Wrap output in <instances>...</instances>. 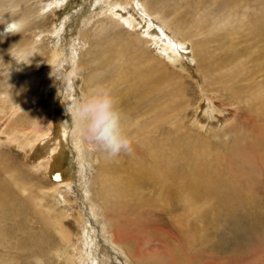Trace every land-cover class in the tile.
Returning a JSON list of instances; mask_svg holds the SVG:
<instances>
[{
  "label": "rangeland",
  "instance_id": "374dc122",
  "mask_svg": "<svg viewBox=\"0 0 264 264\" xmlns=\"http://www.w3.org/2000/svg\"><path fill=\"white\" fill-rule=\"evenodd\" d=\"M27 1V8L35 11L27 36L31 40V47L23 53L8 49L0 54V103L6 102L1 93L12 74L32 67L34 71L31 76L35 83L30 88L31 96L18 111L24 114H19L16 122L25 127L30 125L29 121L38 117L37 108L44 97L48 100L43 102L51 112V120L48 123L39 122L43 127L30 128L24 141H19L14 130H7L0 142V264H33L35 257L41 258L44 264H70L64 256L55 255L54 252L64 247H68L69 253L72 251L71 232L76 234L78 230L75 220L82 222V238L86 244L80 250L90 264H264V145L260 143L264 142V136H258L260 129L264 131V0H148L153 12L160 13L175 24L173 29L177 31L178 40L184 38L188 41L184 43L183 50L192 61L187 62L190 65L181 67H174L170 63L167 65L164 61L166 56L160 52L161 58L155 55L156 51H160L157 40L134 43L133 38L138 32L133 23L135 21L127 11H124V15L130 21L115 16V12L110 14L107 6L104 7L109 0H66L60 4H56V0ZM48 3L55 5L47 6L40 13L39 9ZM124 7L130 11L129 7ZM102 8L106 9L101 11ZM7 17V13L0 12V23ZM201 20L213 24L196 34L194 28L201 26ZM182 22L185 24L182 25ZM86 28L87 36L80 39L77 36L79 29ZM113 40L126 45L124 48L129 51L128 58L144 53V65L152 64L150 67L154 76L166 69L172 72L170 80L158 87L163 99L158 100V109L157 105L147 103L149 96L156 99L154 85L157 82L136 83L138 78H148L143 63L134 68L126 67L129 76L135 77L136 89L129 90V85L124 86L125 82L119 81L121 86L111 94L116 105L127 107L128 110L122 115L129 118L125 124L129 130L137 129L135 124H131L132 120H139L138 123L142 124L158 116L157 120L173 122L171 126L166 124V131L160 132L159 128L153 130L150 125L149 131L141 134L143 139L148 138L143 159L146 163H150V160L156 172L165 176L159 180V185L163 186L158 187L157 181L156 187L155 177H147L138 193L143 195L140 199L142 207L134 205L135 212V207L132 205L130 208L128 203L124 210L116 212L118 215L112 214L114 211H110L106 204L100 206L98 193H101L103 184L99 179L105 175L113 183L122 185L124 182H120L118 172L108 175L105 169H98L99 160L93 159V156L99 158L101 151L94 145L88 148L83 141L80 142L79 156H76L73 140H78L79 136L73 129L65 105L97 86V83L104 87L108 85L106 83L109 81L104 80L116 72L117 67L114 62L116 69L111 67H114L112 62L109 65L101 64L104 57L99 53L104 49L110 50V53L117 52L118 48H110ZM82 45L84 49L80 48L79 52L75 50ZM54 49L63 50V58L55 74V77L58 76L54 77L56 82L53 80L52 83L45 65ZM63 65L65 67L60 73ZM78 66L79 69L76 68ZM93 69L96 72L91 73ZM233 73L238 75L232 76ZM68 77L72 81V88L64 84ZM97 77L102 82L95 80ZM132 91H136L133 96L130 94ZM201 91L207 94L202 96ZM140 94H144L141 101ZM206 95L207 98L212 95L214 101H210V105L214 110L207 107L204 113L206 117L199 119ZM117 96L122 99L119 100ZM231 98L233 101H230ZM166 107L169 110L173 108L170 115H162L168 111ZM216 113H219L218 117ZM5 115L0 111L3 117L1 122L5 120ZM42 129L47 130L44 137L33 133ZM62 129L67 132L63 134ZM138 138L139 134L131 138L135 152H122L116 157L120 159L119 162L125 164L133 157H140L138 151L144 145ZM24 142H28V145ZM251 142H255L254 148L258 152L245 157V152L252 148L249 145ZM49 157L52 162L47 163ZM54 159L56 162H53ZM159 166L166 167L161 172ZM180 167L184 168L183 172ZM189 169L199 172L189 173ZM208 170L217 175L209 182L219 186L218 190L214 188L212 198L198 196L203 193L200 188L166 184L169 182L166 179L168 171L169 174L174 171L173 175L178 177L184 174L187 181H193L192 178H207ZM172 179L178 183L173 176ZM28 180L36 184L37 190L38 185L52 187L63 180L72 182L68 193H62L64 196L45 199L54 209L55 219L62 208L69 204L72 218L68 217L65 224L69 231L59 226L57 220L34 216L25 196L19 192V186ZM173 180L172 183H175ZM82 181L86 186H81ZM85 188L89 195L84 192ZM228 196L234 199L241 197V203L235 204L230 211L218 205L216 200ZM94 198L97 205L93 203ZM20 207L33 214L31 221L24 217L18 220L12 211ZM139 208H143L142 213ZM107 216H110L109 219ZM110 218H113L112 221ZM53 226L67 232L65 235L68 234L69 240L66 245ZM125 229L127 233L131 230V233L127 234ZM184 235L187 240H184ZM47 239L48 248L44 251L41 248L38 251L43 252L36 254L34 246L40 241L46 244ZM118 243L122 251L118 249ZM73 253L76 256L73 264H81L79 253Z\"/></svg>",
  "mask_w": 264,
  "mask_h": 264
},
{
  "label": "bare ground",
  "instance_id": "6f19581e",
  "mask_svg": "<svg viewBox=\"0 0 264 264\" xmlns=\"http://www.w3.org/2000/svg\"><path fill=\"white\" fill-rule=\"evenodd\" d=\"M64 1H66V0H56L55 2H56V4L57 3L60 4V3H63ZM27 2H28L27 0H0V9H1L0 12L2 14H3V12L8 14V17L2 23H0V54L2 52H4V51L8 50V49H10L12 51L14 50V51H18L20 53H23V52H26V50H28L31 47V40H29L27 36H28V30L31 27V23H32L31 21H33V20H31L32 19L31 16H32V13H35V11H31L29 8H27V6H26V3ZM96 4H97V2H96ZM51 5H55V4L48 3V4L44 5V8L39 9V12L40 13L43 12L45 10V8H47V6H51ZM124 6L129 7L130 11L127 10ZM104 7L107 8V11H111L110 14H112L113 12H115L116 13L115 16H118V17L121 16V17H124V18L129 19L126 15H124V11H127V13H129L130 16L133 18V20L135 21V22H133V21L132 22L134 24H136V26L138 28V32H136L137 36L134 35L135 37L133 38V42L136 43V44H138V43H140L142 41H146L147 43H150V41H152V40L153 41L157 40V43L156 44H158V43L160 44V51H156L157 53L155 55L161 58L162 56H160V53L164 54L166 56V60L164 58V61L166 62L167 65H169V63H170L174 67L175 66H180L181 67V66H187V64H188L187 62L188 61L189 62L192 61L190 59V57H187L185 55L184 50H183L184 49L183 45L185 46L184 43H186L188 41L185 40L184 38L181 39V40H178L179 38H178V34L176 33L177 31L175 32V29H173L175 24L174 23L172 24V22L170 21L169 18L164 17L160 13L153 12L152 9H150L149 1L148 0H109L108 3ZM3 8H4V10H3ZM106 8H104V9H106ZM104 9L102 8L101 11L104 10ZM128 21H130V19ZM181 21H183V20H181ZM184 24L185 23L182 22V25H184ZM212 24L213 23L210 24L206 20L205 21L201 20V26H198V27H195L194 28L195 29V33L198 34L199 33V30H203V29L206 28L205 26H208V25L210 26ZM54 29H55V27H54ZM86 29H79V32H78V35L77 36H80L79 37L80 39H82V38L85 39V37L87 36L88 33H86V32H88V29H87V31H86ZM206 31H208V30H206ZM193 32H194V30H193ZM194 37H195V34H194ZM8 38H10V41H8ZM2 40H5V42H2ZM88 43H90V42H88ZM104 44H106V43H104ZM125 46H124L123 43H120L118 41L113 40L112 43H111V45H110V48L111 49L118 48V51L117 52L115 50L114 53L113 52L110 53V52H108L110 50L104 49L102 52L99 53L101 55V57L102 56L104 57L103 58L104 60H103V62H101V64L103 63L104 65H109L108 63L112 62V65H114L113 64V62H114L115 65H116V67H117V69H116L115 68V65H114V67L110 65L113 69L114 68L116 69L115 70L116 72H113L110 76H108L106 78L107 80H104L105 82L109 81L108 83H106L108 85H106L104 87V85L102 84V86L104 88L108 89L111 94H112V92H115L117 90V88H119L121 86L119 84V81H121V83H124L125 82L124 83V86H128L129 85L130 86L129 90H133V89H136L138 87V86L136 87V84L133 81V79L135 77H132L131 75L129 76L130 73H128V71H126L127 70L126 67L133 66V68H134L136 66H140L142 63L144 65V61L142 59L145 58V54L144 53H140V54L137 53V55H133L131 58H128V54L127 53L129 51H127L124 48ZM134 47H135V45H134ZM158 47H159V45H158ZM80 48L81 49H84L85 46L84 45L78 46V48H76L75 50L79 52V49ZM110 48H108V49H110ZM54 50L55 51L51 52V57L48 60V62L46 63V65H45V67H47V69L50 72L49 74L51 76L52 83H53V80L55 81V78L58 76L57 75L55 77L52 74V67H53V70H54V74H56V72L58 70V66L62 63L61 59L63 58V50L62 51L61 50H58V49H54ZM92 51H95V50H92ZM141 52H142V50H141ZM84 54H85V52H84ZM98 57L100 58V56H98ZM120 58H121V60H120ZM96 61L98 62V60H96ZM145 61L147 62V59ZM161 61L164 62L162 59H161ZM64 62L65 61H63V63ZM151 65H152L151 63H148L145 66V68H144L146 70V72H147L148 78H146V79L138 78L136 80V83H138V85H139L140 83H145V81H151V83L152 82H155V83L157 82L156 85H154L155 86L154 87V91L157 94V95H155V98L156 99L150 98V96H149L147 98V103L148 104H155V105H157V109H158L159 103H157V102H158L159 99H162V97H160V94H159V91H158V87H160L162 84H165V82H167V81L170 80V75L172 74V72L171 71H168L166 69V71H164V72H162V71L161 72H158V73H156L157 75L154 76V73L151 72L153 70L151 68L152 67ZM188 65H190V64H188ZM110 66H108V67H110ZM54 67H55V69H54ZM64 67H65L64 65H63V67H60V69H59L60 70L59 71L60 73L64 69ZM89 67H90V65H89ZM30 68H32V67H30ZM30 68H23V69H21V71H18V72H15L14 74H12L11 79H8L9 82H8L7 86L3 87L4 90L1 93V97H3L4 98V101H6V102H5V104L0 103V111H1L2 114H5L6 113V115H5V120L3 122H1L3 120V117L0 116V142L5 138L4 137V134L7 132V130H14L15 133H16L17 138L19 139V141H21V140L24 141V138L26 137L25 134H28L27 131L30 130V128H37V127H39L41 125L39 122H41V123H48V121L50 122V120H51V116H50V113L51 112H49L47 110V107H44V102L43 101L46 100L45 97H44L43 100L39 103L38 108H37V116H38V117H36L37 119L34 118L33 121H29V124L30 125H28L27 127H25V125H23V124L21 125L20 122L18 124L16 122L17 116L19 114H21V115L24 114V112L23 113H18V111L23 106L24 101L28 97L31 96V90H30V88L35 83V79L33 78V76H31L32 75V72L34 71V69L33 68L30 69ZM76 68L79 69V66L76 67ZM112 68H110V69L112 70ZM197 68H199V67H197ZM77 69H76V71H77ZM90 69L91 68H89V70ZM147 69H149V70H147ZM180 70H182V69H180ZM93 71L96 72V70L93 69V70H91V73H93ZM99 71H97V73ZM203 73H205V72H203ZM49 74H47V75H49ZM68 74H69V71H68ZM144 74H145V72L143 74H141V75H144ZM184 74H186V73H184ZM231 75L232 76H236L238 74L237 73H233ZM48 78H50V77H48ZM97 79H98V82L101 80V79L99 80L98 77L95 80H97ZM90 80H92V79H90ZM69 81H71L70 77H68V80L64 81V84L66 85V83H67L68 88H72V81L71 82H69ZM95 82H97V81H95ZM100 82H102V81H100ZM97 85H101V84L100 83H97ZM54 89H55V87H54ZM148 90H151V89H148ZM201 93H202V91H201ZM130 94L133 96V95L136 94V91H132ZM205 94H207V93H202V96L205 95ZM35 95H38V94H35ZM142 96L144 97V94L143 95L140 94V101H141V97ZM210 96L212 97V95H210ZM211 97H208L207 98V95H206V97H204L203 104H202V105H204L203 106V109L198 114V118L199 119H204L206 117L204 115V113H206L207 107L210 108V109H212L211 108L212 105H210V103H211L210 101H214V100ZM117 98L119 100L122 99V97H118V96H117ZM216 98H218V97H216ZM159 101H161V100H159ZM230 101H233V98H231ZM46 102H48V100H46ZM222 102H224V101L222 100ZM218 103H220V102H218ZM216 106H218V104ZM116 107L120 111L121 115L125 111L128 110L127 107H125V106L122 107L121 104L116 105ZM210 109H209V111H210ZM166 110H168V111L167 112L164 111L162 113V115H170L172 113L171 111L173 110V108L171 110H169L168 107H166ZM213 110L214 109H212V111ZM218 114H217V117H218ZM159 115H161V114L159 113ZM157 117L154 120H152V121L145 122V123H142V124L141 123H138L139 120H132L131 119L132 120L131 124H135V126H136L137 129L129 130L128 127L125 125V124H127L129 122V121L126 122L129 118L128 119L127 118H124L123 115H122V122L121 123H122V129H123L124 133L130 137V138L128 137L130 140L134 139V137L139 134L138 140H141V142H142L141 144L144 145V148L142 150L138 151V155L140 156L138 159L133 157V158L129 159L128 161H126L125 164H124L121 161L119 162L120 159L118 160L116 158L117 156L115 157L116 160L115 159L112 160L111 158H106L102 152H101V156L99 155V158H97L98 156H96V157L93 156V159L95 158V160H99V162H98L99 168L98 169H100V170L105 169L107 171V174L108 175L113 174L115 172H118L119 175H120V179H121L120 182H124V184H122V185H119L117 183H113V182L109 181L110 179H108V176H105V175H104V177H102V179H99V181L103 184V185L102 184H99V185H102V187H101V190L102 191H101V193H98L100 195V197H101V201L99 200L100 201L99 202L100 203V206L101 207H104L105 204H106L109 207L110 211L111 210L114 211V213L111 212L112 214L118 215V214H116V212H118L120 209H123L124 210V208H126L125 206L128 205V203L131 205V206H129L130 208L132 207V205L133 206L135 205L136 207H142L140 205V199L143 198V195L141 193L138 195V193H139V188L141 187L140 185L147 179V177L148 178L155 177V180H154L155 186H156V182L157 181H158V187H162L163 186L162 184L159 185V180L160 179H164L165 176L163 174H161L160 172H156V170L150 164L151 163L150 160H148V162H150V163H146V161L143 159L144 156H145V153L147 152L146 149H145V145L148 142V138H144L143 139V137H141V134L143 132L149 131L148 128H149L150 125H152L153 130L155 128H159L160 129V132H161V131H166L168 129V125L171 126L172 125L171 123H173L172 120H171V122L169 121L168 123L163 121L164 122L163 123L162 120H157ZM45 118H47V119H45ZM20 121H22V120H20ZM198 122L199 123H203L202 120H198ZM166 124H168V125H166ZM40 127H43V126L41 125ZM73 129L75 130L74 126H73ZM46 131L43 130V129L40 130V131L39 130H36V131L34 130L33 133H35V134H37V135H39L41 137H44L47 134V133H45ZM62 131H63V134L67 132V131H65L63 129H62ZM75 133H76V135L78 134L76 132V130H75ZM68 135L69 134H67V136ZM258 136L263 137L264 136V131L260 129V133H259ZM30 137H32V136H30ZM73 141H74V144H75V147H76V156H79V154H78L79 153L78 148H80L79 147L80 146V144H79L80 142L83 141V145L86 146V147H88V148H90L91 146H93V144H90V143H88L87 141H85L83 139L81 140L80 139V136H79V139L78 140L76 138H74ZM59 142L61 143V141H59ZM24 143L26 145H28V142H24ZM77 143H78V145H77ZM260 143H262L264 145V142H260ZM14 145H15V142H14ZM249 145L252 148L245 152V157L254 156L256 154V152H258V150L256 151L257 148H254L255 142H251V143H249ZM246 148L247 147H245V149ZM131 150L133 152H135L134 144L133 143L131 144ZM50 154H51V152H50ZM51 160L52 159L49 157L48 160H47V163L52 162ZM43 161H45V160H43ZM53 162H56V159H54ZM79 165H81V164H79ZM165 167L166 166H163V167L162 166H159L160 171L162 172ZM180 169L183 172L184 168L183 167H180ZM150 171L152 173H150ZM174 171H172L170 174H169V171L166 172V174L168 175L166 179L169 181V182L166 183L168 186H175L177 184H186V185L191 186L194 189L195 188H200L203 191V193L201 195H198V196H200V197L204 196V197H210V198H212L213 195H214V193H215L214 188H216L217 190L219 188L218 185L211 184L209 182V181H212V178H214V177L217 176V175H214L212 171H209L208 170L209 171V175L207 176V178H192L193 181H187V178L184 177V174L182 175V177L174 176L173 175ZM195 172H199V171H197L196 169H189V173H195ZM172 176L178 181V183L172 179ZM83 178H85V176H83ZM172 180L175 183H172ZM71 183H72L71 181H67V180L64 181L63 180V181H60L59 184H57L55 186H52V187H45L43 185H38L39 187H38V190H37L36 189V184L28 180V181L23 182V185L22 186H19V192H20V194H22V195L25 196V199L28 201L29 208L34 213V216L37 215L41 219H44V220L45 219H51V220H53L55 222L57 220L59 226H62L64 230H68L69 231V227L67 225H65L66 223H68L67 222L68 217L72 218L71 215H70L71 211H69V208L70 207L68 208V206H67L69 204H66V206L62 208V212L59 213L58 214V217H56V219H55L54 218V216H55L54 212L55 211H54V209L49 204H47L45 202L46 201L45 199H46V197L49 198V197H54V196H60V197L64 196V195H62V193H68V189H70ZM97 184H98V182H97ZM84 185L85 184L82 181V185L81 186H84ZM33 189L35 191H33ZM99 190H100V188H99ZM84 192L87 195H89L88 194V190L86 188H85ZM40 195L42 197H39ZM240 196H241V194H240ZM95 198H94V202L93 203L95 205H97L95 203ZM197 198H199V197H197ZM67 200H69V199H67ZM216 200H217V204L218 205H220L221 207H225L228 211H230L231 207H233L235 204H240L241 203V197H238V198H235L234 199V198H231V196H228L226 199H222L221 200L220 198H216ZM235 202H238V203H235ZM136 207L133 208V210H135ZM103 209L105 210V208H103ZM142 209L143 208H141V209L139 208V210H141L140 211L141 213L143 211ZM145 209L146 208H144V210ZM128 210L129 209H127V211ZM12 212L17 216L18 220H22L23 217L25 218V220L30 219V221H31L33 219L32 218L33 217L32 216L33 214H29L26 208L25 209L23 207H20L18 209L17 208L16 209L14 208ZM29 212H31V211H29ZM135 212H136V210H135ZM137 212H138V209H137ZM140 212H139V214H140ZM155 212H157V211H155ZM78 214L81 215V212H79ZM125 214H127V212ZM130 214H131V212H130ZM108 217H110V216H107V218ZM119 218H121V217H119ZM112 219H111V221H112ZM115 220H117V219H115ZM46 221L48 222V220H46ZM75 222L77 223L76 227H77L78 230H77V233L76 234H73V232H71V240H70V242H71V244L73 246L72 247V251H71L72 253L71 252L70 253L68 252V247H64L62 249H59L58 248L57 250H55L54 254L55 255H60L61 254L62 256H64V258L66 259L67 262H69L70 264H73L72 261H74V258H76V256H74V253L73 252L76 251V252L79 253V255L78 254L77 255L80 258L81 264H90L89 260L86 262V259L83 257L82 252L80 250L86 244V241L83 240V238H82V234H83L81 232V231H83L82 222L80 220H75ZM54 227L55 226H53V228ZM64 230H62V229L59 230V228H56V233H58L60 236H62V240L64 241V243L66 245V242L69 239L67 238V235L68 234L65 235V233H67V232H65ZM112 231H114V229ZM126 231H127V229H125V232ZM130 231H129V233H131ZM114 233H117V232H114ZM129 233H127V234H129ZM177 234L179 236H181L180 232H178ZM117 235H119V234H117ZM115 236H113V238H112L114 242H115V238H114ZM110 237H112V235ZM184 238H185V235H184ZM119 240L120 239H118V241ZM184 240H187V238H185ZM119 243H118L117 246H118V249H121L122 247L120 246ZM48 246H49V240L48 239H47L46 244L45 243H42L40 241V242H38L34 246V251L36 250L35 253L37 254V252H38V254H39L40 252H43L44 249H47ZM41 248H43V251H41V250L38 251ZM128 250H126V251L128 252ZM121 251H122V249H121ZM203 251L204 250H202V252ZM68 253H69V255H68ZM128 255H130V254H128ZM69 258H71V261H69ZM134 259H130V260L131 261H134ZM173 259H175L174 256H173ZM135 264H137V263L135 262ZM138 264H140V263H138Z\"/></svg>",
  "mask_w": 264,
  "mask_h": 264
},
{
  "label": "clouds",
  "instance_id": "9594fccd",
  "mask_svg": "<svg viewBox=\"0 0 264 264\" xmlns=\"http://www.w3.org/2000/svg\"><path fill=\"white\" fill-rule=\"evenodd\" d=\"M52 74L55 76L53 67ZM65 105L78 135L106 158L131 150V140L122 129V115L108 89L100 85L91 87ZM33 264H44V261L35 257Z\"/></svg>",
  "mask_w": 264,
  "mask_h": 264
}]
</instances>
